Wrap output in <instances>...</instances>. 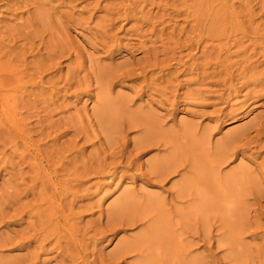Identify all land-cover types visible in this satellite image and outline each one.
Returning a JSON list of instances; mask_svg holds the SVG:
<instances>
[{
	"label": "rangeland",
	"instance_id": "1",
	"mask_svg": "<svg viewBox=\"0 0 264 264\" xmlns=\"http://www.w3.org/2000/svg\"><path fill=\"white\" fill-rule=\"evenodd\" d=\"M0 264H264V0H0Z\"/></svg>",
	"mask_w": 264,
	"mask_h": 264
},
{
	"label": "bare ground",
	"instance_id": "2",
	"mask_svg": "<svg viewBox=\"0 0 264 264\" xmlns=\"http://www.w3.org/2000/svg\"><path fill=\"white\" fill-rule=\"evenodd\" d=\"M235 136H236V135H235ZM232 138L234 139L235 137H232ZM232 138H231V139H232ZM232 141H233V140H232ZM230 143H232V142H230ZM223 147H225V146H223ZM223 147H222V148H223ZM222 148L219 149V152L217 151L218 154H220V157H221L222 154L225 153V151L222 152ZM225 148L227 149V147H225ZM225 148H224V149H225ZM218 154H217V155H218ZM225 154H226V153H225ZM227 154H228V153H227ZM172 168H173V167H172ZM173 171L175 172V169H174ZM186 190H188V189H186ZM187 192H189V191H187ZM189 193H190V192H189ZM191 193H192V192H191ZM191 193H190V194H191ZM187 195H188V193H187ZM157 223H158V222H157ZM153 224H154V222L152 223V226H153ZM154 226H155V225H154ZM158 226H159V224L156 225L155 228H159ZM153 228H154V227H153ZM155 228H154V229H155ZM160 228H161V227H160ZM121 242H122V241H121ZM123 242H124V243H123L124 245H126V244L128 243V242H127V243L125 244V241H123ZM142 242H145V241H142ZM142 242H140V243L142 244ZM119 244H120V242H119ZM121 244H122V243H121ZM121 244H120V246H121ZM128 244H129V243H128ZM128 244H127V246H128ZM122 246H123V245H122ZM122 246H121L120 249H122ZM134 247H135V246H134ZM123 248H124V247H123ZM126 248H127V247H126ZM120 249H119V250H120ZM132 251H133V249L131 250V252H132ZM137 251H138V250H137ZM140 251L142 252V250H140ZM177 252H178V251H176V253H177ZM181 255H182V254H181ZM181 255H180V256H181Z\"/></svg>",
	"mask_w": 264,
	"mask_h": 264
}]
</instances>
